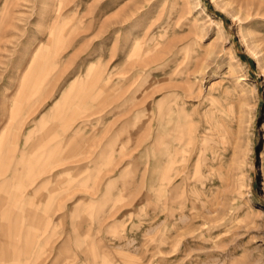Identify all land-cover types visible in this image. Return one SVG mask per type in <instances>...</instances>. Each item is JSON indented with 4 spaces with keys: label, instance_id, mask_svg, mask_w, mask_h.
I'll return each instance as SVG.
<instances>
[{
    "label": "rangeland",
    "instance_id": "obj_1",
    "mask_svg": "<svg viewBox=\"0 0 264 264\" xmlns=\"http://www.w3.org/2000/svg\"><path fill=\"white\" fill-rule=\"evenodd\" d=\"M0 264H264V0H0Z\"/></svg>",
    "mask_w": 264,
    "mask_h": 264
},
{
    "label": "bare ground",
    "instance_id": "obj_2",
    "mask_svg": "<svg viewBox=\"0 0 264 264\" xmlns=\"http://www.w3.org/2000/svg\"><path fill=\"white\" fill-rule=\"evenodd\" d=\"M253 39V38H252ZM254 40V39H253Z\"/></svg>",
    "mask_w": 264,
    "mask_h": 264
}]
</instances>
